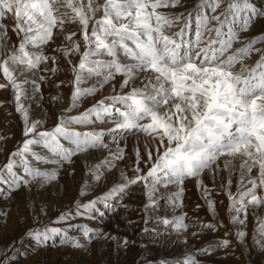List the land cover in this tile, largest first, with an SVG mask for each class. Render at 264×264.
<instances>
[{
    "label": "snow or ice",
    "instance_id": "6c2138e0",
    "mask_svg": "<svg viewBox=\"0 0 264 264\" xmlns=\"http://www.w3.org/2000/svg\"><path fill=\"white\" fill-rule=\"evenodd\" d=\"M180 3L181 0H0V76L4 80L0 89H12L15 110L23 121L22 142L0 166V197L11 196L22 186L30 190L37 182L43 188L58 180L64 165L73 163V157L108 149V155L89 165L85 172L99 183L105 171L116 167L125 156L126 145L120 147L113 135V151L105 143V135L119 132L123 138L124 134H143L152 143L149 147L145 142L146 159L139 146L135 148L134 176L128 177L121 170L122 183L113 184L86 202L77 199L52 223L92 217L93 213L103 216L100 204L115 211L110 201L141 182L149 201L146 209L155 203L157 185H175L177 191L169 199L173 206L182 207L183 185L188 178H196L209 211L215 215L212 190L200 177L205 170L213 178L219 171L227 170V184L221 187L230 201V223L246 226L249 207L264 206V48L256 47L264 43V33L250 39H241V33L249 31L257 18L264 17V12H258L249 0H198L187 16L167 11ZM8 19L13 21L11 32L17 37L14 44L10 43L5 24ZM67 25H77L79 32L67 31ZM177 25L179 30L171 31ZM58 34H63L64 43L52 51L70 65L72 93L68 107L57 115L51 127H45L46 118L30 117L29 107L23 102L24 85L29 81L21 77L29 72L38 74L41 65H45L44 72L56 74L57 56L46 54L45 49L55 43ZM237 44L240 46L234 47ZM253 54H259V58L250 65L247 61ZM73 56L79 57L78 62L73 63ZM49 61L51 68L47 67ZM117 76L121 77L118 88L114 83ZM46 79L39 75L40 82ZM88 81L93 82L85 87ZM31 83L40 93V83ZM63 83L60 81L57 87ZM105 85H111L107 95L83 111L70 114ZM96 123H110L113 127L84 131L76 127ZM4 139L0 136V141ZM47 164L55 167H42ZM237 170L239 180L233 193L231 176ZM90 187L85 180L79 195H87ZM41 213L46 214V207L41 208ZM186 216L181 213L171 219L161 218L160 222L177 232H186ZM219 226H224L222 221ZM71 227L81 228L84 243L68 235ZM199 227L217 230V224L211 222ZM229 234L226 232L225 236ZM234 235L244 244L248 233L244 227H236ZM25 236L39 246L60 237L61 244L74 248H85L94 239H116L87 225L42 224L29 228ZM252 241L264 250V217L256 216ZM128 243L125 238L123 245ZM230 243L225 238L215 246L227 248ZM213 250L214 246H205L177 264H200L196 255ZM15 260V253L5 255L0 264Z\"/></svg>",
    "mask_w": 264,
    "mask_h": 264
},
{
    "label": "rangeland",
    "instance_id": "374dc122",
    "mask_svg": "<svg viewBox=\"0 0 264 264\" xmlns=\"http://www.w3.org/2000/svg\"><path fill=\"white\" fill-rule=\"evenodd\" d=\"M258 12H264V0H249ZM198 0H181L180 5L175 8H169V13H184L187 16ZM13 21H5L8 27L10 43H17V37L11 32ZM67 31L79 32L77 25H67ZM179 25L172 28L171 31H178ZM192 34L195 32V21L192 25ZM264 33V17L257 18L247 32L241 33V39L252 38L257 34ZM79 38V37H77ZM63 41V34H58L55 43L50 44L46 49V54L57 56L58 71L55 75L51 72H44L45 65H41L39 73H25L21 79L27 78L29 81L24 85L25 98L23 102L29 107L30 117L32 119H45V127H51L56 122L57 115L70 103L72 93L73 73L70 65L58 52H53V48H58ZM83 50V42L81 41ZM237 44L234 47H239ZM256 47L264 48V43L257 44ZM259 58V54H253L247 61L253 64ZM73 63L78 62L79 57L73 56ZM47 67L51 68L52 63L49 61ZM39 75H44L47 79L39 81ZM121 77L117 76V88ZM142 79V76H141ZM32 80L40 83V93L35 91ZM60 81H64L57 87ZM3 77L0 76V83H3ZM93 81H88L84 86H89ZM139 84V80L136 82ZM111 85L105 87L95 96L87 97L77 109L72 111V115L83 111L95 101L107 95L110 92ZM59 96L60 99L53 101L52 97ZM0 136L5 137L0 141V166L7 162L8 155L18 146L23 139V121L20 114L15 110V103L12 89H0ZM78 130H91L93 127L97 130L113 127L112 124L96 123L89 126H76ZM113 135L116 136L120 147H125V156L118 161L116 167L110 171H105L104 178L99 183H94L92 177L86 176L85 172L89 165L99 162L103 157L108 155V149L90 151L73 157L71 165L65 164L60 171L57 181L45 185L43 188L38 187V182L31 185V189L23 186L13 191L11 196L0 197V261L5 259V255H17V260L10 264H177L184 257L205 246H214V250L208 254H197L196 259L200 264H264V250H259L252 241L254 229L256 227V216L264 217V206L256 209L249 207L246 226H233L230 223L231 213L229 212V198L225 189L221 185H226L229 173L227 170L219 171L215 178L208 171L202 174L200 179L203 184L211 189L210 198L215 200V215L208 208V205L202 195V189L197 187L196 178H188L184 182V194L182 197V207H175L170 202L172 193L177 191L175 185H169L167 188L157 185L158 191L154 194L155 201L147 209L145 205L149 203L144 184L138 183L132 185L125 194H121L110 201L115 207V211L104 208L102 204L98 205L103 216L99 213H93L92 217L83 216L62 222L59 224L52 223L56 218L71 208L77 199L81 203L92 199L103 192L107 191L115 183H122L120 172L123 170L128 177L135 175L133 168L135 166V148L139 146L141 156L146 159L144 151L145 142L151 146V140L144 137L143 134L134 136L124 134L121 138L119 132L107 133L104 137L105 143L109 148L115 151L116 142L113 141ZM128 136V137H127ZM39 150V149H37ZM235 165H239L236 160ZM44 168H52L55 165H42ZM140 167L144 172L147 168L143 163ZM221 167H223L221 165ZM255 175V170L253 172ZM233 193L237 190L239 180L238 170L233 172L232 176ZM88 180L91 187L87 190V195H79L81 185ZM124 205V206H121ZM199 205V207H197ZM126 206V207H125ZM46 207V214L41 213V208ZM181 213H186L185 222L189 224L186 232H177L171 226L163 225L161 218L171 219ZM255 213V215H254ZM223 222V227L219 222ZM217 224V230L202 229L199 224L202 223ZM42 224H51L53 227H68L69 225H87L91 229L101 230L109 234L111 238L94 239L85 248H74L71 244H61L60 237L54 241H49L46 245H36L35 241L26 237L25 232L29 228L40 227ZM236 227H244L248 235L245 237V243L237 241L234 232ZM230 233L227 237L225 233ZM192 233H197L193 236ZM68 235L76 237L84 243L82 230L79 227L69 228ZM23 242L19 241L21 238ZM127 238V246L123 245L124 239ZM230 240L227 248L215 246L216 242L222 239ZM9 246H12L11 248ZM5 250L7 252L5 253Z\"/></svg>",
    "mask_w": 264,
    "mask_h": 264
},
{
    "label": "bare ground",
    "instance_id": "6f19581e",
    "mask_svg": "<svg viewBox=\"0 0 264 264\" xmlns=\"http://www.w3.org/2000/svg\"><path fill=\"white\" fill-rule=\"evenodd\" d=\"M127 137H128V136H127ZM5 199H7V198L4 197L3 200H5Z\"/></svg>",
    "mask_w": 264,
    "mask_h": 264
}]
</instances>
